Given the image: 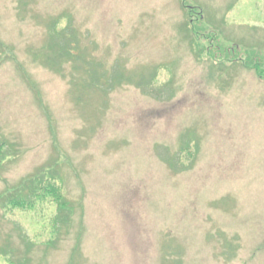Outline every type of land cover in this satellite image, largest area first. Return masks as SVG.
I'll use <instances>...</instances> for the list:
<instances>
[{
	"label": "rangeland",
	"instance_id": "1",
	"mask_svg": "<svg viewBox=\"0 0 264 264\" xmlns=\"http://www.w3.org/2000/svg\"><path fill=\"white\" fill-rule=\"evenodd\" d=\"M1 144L0 264H264V0H0Z\"/></svg>",
	"mask_w": 264,
	"mask_h": 264
},
{
	"label": "trees",
	"instance_id": "2",
	"mask_svg": "<svg viewBox=\"0 0 264 264\" xmlns=\"http://www.w3.org/2000/svg\"><path fill=\"white\" fill-rule=\"evenodd\" d=\"M186 9V8H185ZM261 74V79L263 77V72H259ZM4 144L0 145V156H4L5 150H4ZM34 184L36 185L34 187V192H32V197L34 199H38L40 201L43 200H52L57 204L58 207L63 205V196L61 194L62 186L56 179H45V181H40V179L36 178L34 180ZM6 202V211L9 210H15L14 208H17L20 211H30L34 206V201H25L21 199H13L12 197L7 199ZM10 207V208H8Z\"/></svg>",
	"mask_w": 264,
	"mask_h": 264
}]
</instances>
